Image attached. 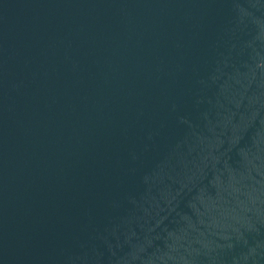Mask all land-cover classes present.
Returning <instances> with one entry per match:
<instances>
[{
	"label": "water",
	"instance_id": "obj_1",
	"mask_svg": "<svg viewBox=\"0 0 264 264\" xmlns=\"http://www.w3.org/2000/svg\"><path fill=\"white\" fill-rule=\"evenodd\" d=\"M0 264H264V0H0Z\"/></svg>",
	"mask_w": 264,
	"mask_h": 264
}]
</instances>
